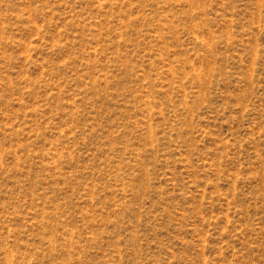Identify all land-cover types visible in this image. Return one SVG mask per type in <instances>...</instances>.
<instances>
[{
	"label": "rangeland",
	"instance_id": "rangeland-1",
	"mask_svg": "<svg viewBox=\"0 0 264 264\" xmlns=\"http://www.w3.org/2000/svg\"><path fill=\"white\" fill-rule=\"evenodd\" d=\"M0 264H264V0H0Z\"/></svg>",
	"mask_w": 264,
	"mask_h": 264
}]
</instances>
